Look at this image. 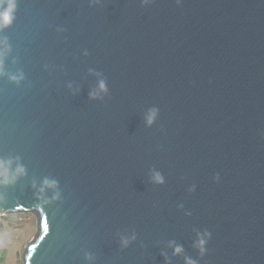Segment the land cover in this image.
<instances>
[{
  "label": "water",
  "instance_id": "1",
  "mask_svg": "<svg viewBox=\"0 0 264 264\" xmlns=\"http://www.w3.org/2000/svg\"><path fill=\"white\" fill-rule=\"evenodd\" d=\"M0 38L23 264H264V0H17Z\"/></svg>",
  "mask_w": 264,
  "mask_h": 264
},
{
  "label": "clouds",
  "instance_id": "2",
  "mask_svg": "<svg viewBox=\"0 0 264 264\" xmlns=\"http://www.w3.org/2000/svg\"><path fill=\"white\" fill-rule=\"evenodd\" d=\"M6 4V6H5ZM17 9V0H0V31H3L4 28L10 26L15 19V11ZM10 50V46L7 42V38H0V75L4 74L3 69V58L7 55ZM10 79L19 82L23 79V73L20 75H12ZM101 92H107L106 82L104 80H100L98 90L93 91L90 95L95 98L100 95ZM158 110L153 108L150 109L147 114V123L151 125L156 116ZM15 164V167L13 165ZM26 174L25 166L20 162L19 157H9L4 158L0 157V186H7L10 184L16 183L17 179ZM219 177H217L218 179ZM154 181L157 183H163V176L156 172L153 177ZM33 187H36L35 183ZM58 182L55 179L45 178L42 186L39 188L40 193H44L47 189H57ZM60 193L58 191L55 192L54 198L58 199ZM2 199V197H0ZM199 239L196 242V247L200 250L203 255L207 251V239L211 238L210 232H205L203 234H199ZM135 234L132 235L131 239L134 240ZM207 238V239H206ZM12 242V232L9 227H5L3 230H0V249H6L9 244ZM122 243L127 246L129 243V238H122ZM170 246L174 247V254H181L184 249L181 245L175 244V241L170 242ZM166 255V254H165ZM186 264H197V261L191 259L190 257H186Z\"/></svg>",
  "mask_w": 264,
  "mask_h": 264
},
{
  "label": "rangeland",
  "instance_id": "3",
  "mask_svg": "<svg viewBox=\"0 0 264 264\" xmlns=\"http://www.w3.org/2000/svg\"><path fill=\"white\" fill-rule=\"evenodd\" d=\"M17 216V225L9 221H3L0 215V230L6 226L12 232V242L6 249H0V264H23L22 256L25 245L29 242L36 233V219L34 215L25 217L22 214H13Z\"/></svg>",
  "mask_w": 264,
  "mask_h": 264
},
{
  "label": "trees",
  "instance_id": "4",
  "mask_svg": "<svg viewBox=\"0 0 264 264\" xmlns=\"http://www.w3.org/2000/svg\"><path fill=\"white\" fill-rule=\"evenodd\" d=\"M17 216H19V215H7V216H2V219H3V221H9V222L14 223L15 225H17V223L19 222L16 219ZM22 216L29 217L31 215L30 214H22ZM2 224L3 223L0 221V225H2Z\"/></svg>",
  "mask_w": 264,
  "mask_h": 264
}]
</instances>
